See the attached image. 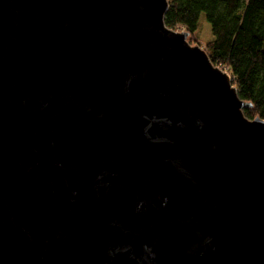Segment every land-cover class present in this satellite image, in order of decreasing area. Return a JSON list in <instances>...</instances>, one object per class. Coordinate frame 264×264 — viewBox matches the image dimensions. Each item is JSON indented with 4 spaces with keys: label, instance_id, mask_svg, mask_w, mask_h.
I'll return each mask as SVG.
<instances>
[{
    "label": "water",
    "instance_id": "obj_1",
    "mask_svg": "<svg viewBox=\"0 0 264 264\" xmlns=\"http://www.w3.org/2000/svg\"><path fill=\"white\" fill-rule=\"evenodd\" d=\"M169 0H0V264H264V119Z\"/></svg>",
    "mask_w": 264,
    "mask_h": 264
},
{
    "label": "trees",
    "instance_id": "obj_2",
    "mask_svg": "<svg viewBox=\"0 0 264 264\" xmlns=\"http://www.w3.org/2000/svg\"><path fill=\"white\" fill-rule=\"evenodd\" d=\"M213 38L204 49L211 61L228 71L240 97L251 103L250 119H264V0H169L166 25L189 32L199 44L201 16Z\"/></svg>",
    "mask_w": 264,
    "mask_h": 264
},
{
    "label": "rangeland",
    "instance_id": "obj_3",
    "mask_svg": "<svg viewBox=\"0 0 264 264\" xmlns=\"http://www.w3.org/2000/svg\"><path fill=\"white\" fill-rule=\"evenodd\" d=\"M200 40L199 44L204 48V46L212 40L213 34L210 23L205 19L204 14L201 16V30H200Z\"/></svg>",
    "mask_w": 264,
    "mask_h": 264
}]
</instances>
